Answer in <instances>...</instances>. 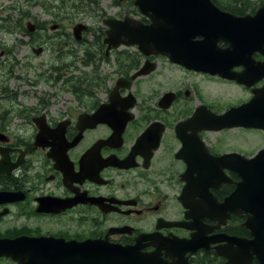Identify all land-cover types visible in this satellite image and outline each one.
Wrapping results in <instances>:
<instances>
[{
	"label": "flooded vegetation",
	"instance_id": "flooded-vegetation-1",
	"mask_svg": "<svg viewBox=\"0 0 264 264\" xmlns=\"http://www.w3.org/2000/svg\"><path fill=\"white\" fill-rule=\"evenodd\" d=\"M208 2L218 10L208 3L206 19L264 9V0ZM48 3L58 22L37 19L27 45L43 37L30 49L55 75L36 73L35 84L54 89L28 94L0 82V239L23 240L15 258H0L74 260L73 248L94 241L143 252L170 245L181 264H228L232 252L261 264L252 246L226 239L253 235L241 197L225 202L242 185L244 158L264 149L243 145L260 143L247 133L264 129L239 124L244 105L264 96V21L245 32L224 15L194 37L202 54L186 66L159 46L105 42L107 18L152 22L135 0H113V15L99 0ZM81 11L102 22L77 38L65 18ZM161 256L179 259L165 248Z\"/></svg>",
	"mask_w": 264,
	"mask_h": 264
},
{
	"label": "water",
	"instance_id": "water-1",
	"mask_svg": "<svg viewBox=\"0 0 264 264\" xmlns=\"http://www.w3.org/2000/svg\"><path fill=\"white\" fill-rule=\"evenodd\" d=\"M208 1L135 0L136 6L142 10L143 14L151 18L152 22L144 24L129 16L125 19L107 18L105 19V24L108 26L105 42H109L110 45L139 43L143 47L159 46L156 52L169 54L173 60L190 66L191 57L194 54H202L194 42V37L199 33L208 34L214 31L213 26L225 18L224 15H227L229 26H233L234 23L241 24L239 30L245 32H252L254 21H264V9L260 10L255 17H235L218 12L212 18L206 19V7L210 3ZM211 5L213 9L218 10L213 4ZM33 26H29V29L32 30ZM88 28L87 23L79 22L74 25L73 31L77 38H81L82 32ZM226 33L230 31L227 30ZM263 97L262 94H258L244 105L240 125L264 128ZM242 166V185L232 197L226 200L225 204L233 203L236 194L241 197V207L248 213L245 225L251 229L253 238L249 241L246 238L228 237L227 239L229 243H238L239 248L243 250L252 246L260 263L264 264V149L253 159L244 158ZM22 241L21 239H0V256L15 258V252ZM77 248L71 251L78 255V258L74 260L19 261V264H181L183 261L182 253H174L170 245H160L158 250L143 252L140 246H114L88 241L79 244ZM162 248L167 249V256L174 258L179 255V259L169 261L163 258ZM76 250L79 252H75ZM227 256L228 264H242L238 261L240 254L238 255L237 252L227 253Z\"/></svg>",
	"mask_w": 264,
	"mask_h": 264
},
{
	"label": "rangeland",
	"instance_id": "rangeland-1",
	"mask_svg": "<svg viewBox=\"0 0 264 264\" xmlns=\"http://www.w3.org/2000/svg\"><path fill=\"white\" fill-rule=\"evenodd\" d=\"M67 1L69 3V0ZM112 1L113 0H99L100 8L104 9L109 15H113V13L119 10L118 7L113 6ZM48 2H51V0H40L39 3L36 4H30V0H0V82L2 84L6 83L11 90L33 94L35 92L41 93L46 89H54V87H51L48 83H46L45 86H36L35 84L36 73L43 74V76L55 75V71L50 70V67V69L45 68L44 56L34 54L30 49L31 45L34 43L36 47L42 46L38 45V43L41 42L43 37L35 38L30 45H27L25 42L29 40V36L18 31L19 29L25 28L28 21L36 22L37 19L44 21L56 18L55 22H58L59 16L57 17L46 11L50 9L52 5ZM16 7H18V9H16ZM22 10L29 11L28 17ZM89 13L96 12L94 9L89 8ZM89 13L81 11L80 15H74L73 21L67 16L65 18L66 28L73 31V26L78 22L88 23L89 25L92 24L96 28L101 27L102 17L99 15L90 16L88 15ZM9 15H13V18L17 19V21L15 20L13 23L11 20H1ZM45 32L48 31L43 30L42 34L46 35ZM94 36L92 38H94ZM46 50L52 53L49 49ZM32 56L34 57L31 58ZM50 57L53 58L52 56ZM52 79L53 78H51V80ZM247 137L249 139L257 138L260 143L251 142L252 145L250 146L243 144L245 147L255 150L263 146L264 135L259 137L255 133L249 132L247 133ZM0 264H13V262L7 258H0Z\"/></svg>",
	"mask_w": 264,
	"mask_h": 264
},
{
	"label": "trees",
	"instance_id": "trees-1",
	"mask_svg": "<svg viewBox=\"0 0 264 264\" xmlns=\"http://www.w3.org/2000/svg\"><path fill=\"white\" fill-rule=\"evenodd\" d=\"M83 3V0H69V4L72 7H76V6H80ZM24 32L28 33V31L26 30V28H24Z\"/></svg>",
	"mask_w": 264,
	"mask_h": 264
}]
</instances>
